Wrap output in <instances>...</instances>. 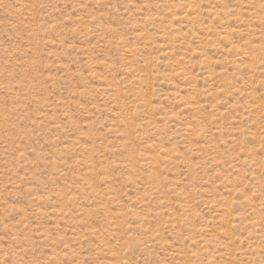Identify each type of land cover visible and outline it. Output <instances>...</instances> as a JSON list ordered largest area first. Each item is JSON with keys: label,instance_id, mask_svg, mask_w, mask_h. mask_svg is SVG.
<instances>
[{"label": "rangeland", "instance_id": "1", "mask_svg": "<svg viewBox=\"0 0 264 264\" xmlns=\"http://www.w3.org/2000/svg\"><path fill=\"white\" fill-rule=\"evenodd\" d=\"M0 264H264V0H0Z\"/></svg>", "mask_w": 264, "mask_h": 264}]
</instances>
